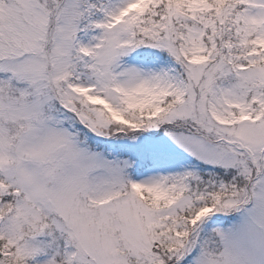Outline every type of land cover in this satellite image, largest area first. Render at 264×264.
Wrapping results in <instances>:
<instances>
[{
    "label": "snow or ice",
    "instance_id": "snow-or-ice-1",
    "mask_svg": "<svg viewBox=\"0 0 264 264\" xmlns=\"http://www.w3.org/2000/svg\"><path fill=\"white\" fill-rule=\"evenodd\" d=\"M0 264H264V0H0Z\"/></svg>",
    "mask_w": 264,
    "mask_h": 264
}]
</instances>
